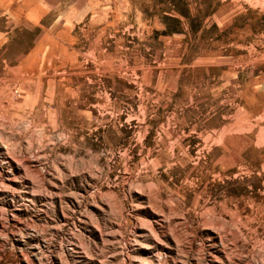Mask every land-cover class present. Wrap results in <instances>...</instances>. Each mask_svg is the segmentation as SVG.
<instances>
[{"label":"rangeland","instance_id":"374dc122","mask_svg":"<svg viewBox=\"0 0 264 264\" xmlns=\"http://www.w3.org/2000/svg\"><path fill=\"white\" fill-rule=\"evenodd\" d=\"M124 6L34 110L0 46V264H264V0Z\"/></svg>","mask_w":264,"mask_h":264},{"label":"crops","instance_id":"0c3cea01","mask_svg":"<svg viewBox=\"0 0 264 264\" xmlns=\"http://www.w3.org/2000/svg\"><path fill=\"white\" fill-rule=\"evenodd\" d=\"M127 2L0 0V46L11 77L8 87L20 93L21 104L31 106L28 111L37 106V94L47 89L55 95L65 84L58 78L60 71L78 68L102 52L104 30L110 29L105 25L121 21Z\"/></svg>","mask_w":264,"mask_h":264}]
</instances>
